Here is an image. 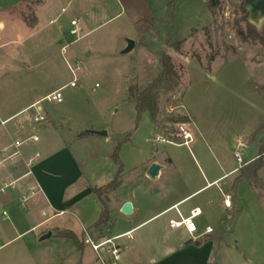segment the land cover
<instances>
[{"label":"rangeland","instance_id":"374dc122","mask_svg":"<svg viewBox=\"0 0 264 264\" xmlns=\"http://www.w3.org/2000/svg\"><path fill=\"white\" fill-rule=\"evenodd\" d=\"M42 1L0 0V19H8L3 7L10 5L18 15L9 19L0 33V119L42 98L38 106L7 126L39 112L48 118L38 124L101 126L112 141L130 135L132 140L119 151L127 167L136 165L142 151L157 158L173 155L188 169L198 168L196 155L217 172L245 165L259 154L257 144L264 138V96L255 88L264 76V65L256 66L252 60H263L264 51L259 43L242 38L247 31L241 10L244 0H222L216 16L207 6L208 0H45L37 25L30 28L25 21L34 22V9ZM73 18L80 19L77 35L70 34ZM127 38L144 39V43L121 54ZM179 40H184L181 53L170 45ZM163 52L173 55L182 76L178 89L161 92L158 118L163 126L177 132L181 126L190 128L185 121L173 124V118L189 114L195 124H202L207 136L190 146L160 141V128L156 126L155 133L148 112L138 121L135 100L128 90L150 84L161 71ZM212 56L218 58L214 64ZM75 76L77 85L71 87ZM62 86H66L62 103L45 99ZM227 86L237 93H229ZM256 124H260L258 130L248 135ZM235 129H239L237 138L243 135L236 140L238 149L229 140L220 145L219 141ZM0 134L7 137L1 120ZM178 138L175 143L181 144L183 138ZM236 150L243 152L242 161L235 156ZM240 173L222 183L233 181V206L222 207V221L213 224L215 234L224 237L218 256L222 264H264V187L259 188L263 201L258 200L248 181L238 179ZM260 177L264 181V170ZM213 192L220 206L225 196L217 189ZM3 209L4 204L0 205V227L5 228L10 222L2 219ZM16 244L2 247L0 256Z\"/></svg>","mask_w":264,"mask_h":264},{"label":"crops","instance_id":"0c3cea01","mask_svg":"<svg viewBox=\"0 0 264 264\" xmlns=\"http://www.w3.org/2000/svg\"><path fill=\"white\" fill-rule=\"evenodd\" d=\"M44 3L45 0L34 9L33 26L24 20L28 27L34 28L37 25L39 11ZM10 6L3 7L8 19H0V33L9 19L18 17ZM76 9L78 11V6ZM118 15L119 13L115 17ZM75 19L79 23L80 19L72 20ZM134 40L136 46L144 43V39H141L142 42ZM216 60L218 58L213 64ZM252 63L260 66L264 65V60H252ZM258 84H264V76ZM226 88L229 93H237L233 88ZM255 89L257 90V87ZM41 99L6 113L0 119L7 134V137L0 134V188L6 185L12 187L10 192L8 187L0 190V205L4 204L6 207L3 209L2 219L10 222L9 227H0V249L18 243L0 256V264H97V253L84 241L87 233L95 242L122 235L116 241L122 247V257L118 264H222L218 251L222 248L224 237L215 234L213 224L222 221V207L230 209L225 204L224 196L230 194L232 197L230 186L233 181L226 184L227 188L222 183L239 174L243 164L217 172L206 160L202 163L196 155V169L185 168L181 159L170 154L157 158L142 151L143 156L138 157L134 167H127L126 159H122L121 182L106 195L109 225L97 227L104 205L95 190L107 186L117 176L119 164L112 155L118 143L127 134L124 138L112 141L109 135L87 132L92 129L101 130V126L38 124L41 122H35L34 118L39 112L17 124L7 126L15 117H20L38 106ZM42 109L39 107V110ZM186 116L190 118L187 125L193 136L188 145L160 141L184 146L203 141L207 136L204 126L195 124L189 114ZM47 118L46 116V120ZM259 125L252 126L249 132L244 130L251 135ZM154 128L156 133L155 125ZM39 131H42V135ZM238 132L239 129L230 131L219 144H225L226 140L233 141L235 149H238L236 140L243 138V135L237 138ZM32 135H38L39 141L24 144L22 156L15 158L14 162L8 160L14 150L15 141ZM262 139L257 144L259 149ZM131 140L130 136L129 141ZM253 144L256 145L255 142ZM36 152H39L41 157L29 166L28 158ZM203 156L205 153L200 155ZM257 157L258 155L250 158L245 165ZM153 162L163 165L156 180L147 175ZM4 163L6 165L1 167ZM263 170L259 171L260 176ZM251 187L257 199L263 201L259 189L252 185ZM215 189L224 195L220 206L216 203L213 192ZM27 195L28 199L23 201ZM126 202L132 204L131 214L122 212ZM23 209L26 212H23ZM10 210L13 211L12 214ZM194 210H200L194 220L197 226L194 235L189 233L185 226H170L172 220L187 218ZM209 226L213 231L207 233ZM49 231L53 233L51 238L41 241V237ZM61 231H70L75 236H60L58 233ZM126 233L130 235L124 236ZM27 237L29 241L26 240ZM215 237L220 238L219 243H216Z\"/></svg>","mask_w":264,"mask_h":264},{"label":"trees","instance_id":"16d2710c","mask_svg":"<svg viewBox=\"0 0 264 264\" xmlns=\"http://www.w3.org/2000/svg\"><path fill=\"white\" fill-rule=\"evenodd\" d=\"M222 0H208L207 1V6L211 10L213 16H216V10L219 5H221ZM241 10L244 14V20L246 22V32L243 33L242 38L243 40L247 41L248 39H252L253 41L259 43L261 45V48L264 51V20L258 24L254 22L251 19V14L250 11L245 8L244 3L241 5ZM147 20H150L151 17H146ZM35 23V18L34 22L29 24L33 26ZM209 30L206 26V31ZM184 44V40H179L172 42L170 45L173 47L177 52H182V46ZM161 58V71L158 73V75L150 82V84L141 89L137 86H130L129 87V93L132 96V98L135 100L136 104V109H137V119L138 121L141 119L142 115L145 112H148L151 118L152 123L155 126H158L160 128V132L158 133L161 135L163 138L172 141V142H177L179 140L177 136V131L172 127V128H166L161 124V121H159V113H160V106H159V97L161 92H172L175 91L176 89L179 88L180 86V81H181V73L179 72L180 70L177 68L176 64L174 63L173 60V55L168 52H163L160 56ZM215 58L212 56L210 58V62L213 61ZM264 60V59H263ZM210 70V69H209ZM257 90L264 94V84L260 85L257 87ZM180 121H185L189 122L190 118L185 117L181 118L179 120H175L173 118L172 122L177 123ZM130 140V135H127L121 142L118 143L116 146L114 152H113V159L119 164V172L115 179L108 184L105 187L98 188L95 190L96 194L99 196L101 199L103 205H104V210L101 214V217L99 221L97 222L96 226H102V225H109L110 219H109V211L107 207V194L116 189L120 182H121V174L123 171V164L122 161L119 157V151H120V146L122 142L124 141H129ZM264 165V138L262 139L260 143V151L258 154V157L246 164L243 165L241 170H240V175L238 179L242 180L245 179L248 181L250 185L253 187L259 189L264 187V181L261 179L259 176V171ZM60 236H66V237H74L75 235L70 232V231H61L58 233ZM216 243H219L220 238L215 237L214 238ZM219 245H217V250L218 251Z\"/></svg>","mask_w":264,"mask_h":264},{"label":"built area","instance_id":"2783aa9c","mask_svg":"<svg viewBox=\"0 0 264 264\" xmlns=\"http://www.w3.org/2000/svg\"><path fill=\"white\" fill-rule=\"evenodd\" d=\"M78 24H79L78 20L76 19L71 21V26H72L70 29L71 35L79 34ZM74 75H75V72H74ZM76 85H77V78L75 76L74 80L70 82L69 86L75 87ZM65 87L66 86H63L57 89L56 91L47 95L45 99L50 102L62 103L63 102V89ZM44 120H46V116L40 113L34 118L35 122H42ZM177 136H181L183 138V141L181 142V144H185V145H188L193 139L191 131L183 126L179 128V132H177ZM39 138L40 137L38 135H32L26 139L15 141V143L13 144L14 146L13 153L10 154L9 158L15 159V158L22 156L23 145L28 142H37L39 141ZM163 140L169 141L165 138H163ZM169 142H172V141H169ZM241 147H244V146H241ZM235 156L238 158L239 161H242V151L241 150H236ZM40 157H41V154L39 152H36L33 156L28 158L27 164L30 166L34 161H36ZM6 187H8V185H6L4 188ZM4 188H0V190H3ZM28 197L29 195L25 196L23 198V201L27 200ZM224 201L227 207H231V195L230 194L225 195ZM199 213H200V210L198 211L194 210L191 212V215L187 218H183L180 221L172 220L170 222V226L172 228L185 226L187 231L194 235L197 232V226L194 220L199 215ZM4 214L6 215L7 213L4 212ZM212 231H213V228L210 226L206 230L207 233H210ZM125 235H130V233H126L124 234V236ZM120 237H122V235L105 238L101 242H95L87 233L84 241L86 244H89L97 253V264H118V262L121 260V257H122V247L116 241Z\"/></svg>","mask_w":264,"mask_h":264},{"label":"water","instance_id":"95a60500","mask_svg":"<svg viewBox=\"0 0 264 264\" xmlns=\"http://www.w3.org/2000/svg\"><path fill=\"white\" fill-rule=\"evenodd\" d=\"M244 5L247 10L250 11L251 19L260 24L264 20V0H244ZM257 18V19H256ZM127 46L120 52L121 54H127L132 52L136 47V41L132 38H127ZM87 132L95 133L102 136H107L108 132L106 130H87ZM163 168L158 162H153L148 169L147 175L150 179L156 180L158 175ZM122 212L125 214H131L132 204L131 202H126L122 208ZM52 231L47 232L41 237V241L51 238Z\"/></svg>","mask_w":264,"mask_h":264}]
</instances>
